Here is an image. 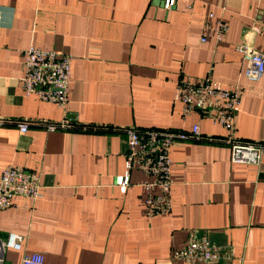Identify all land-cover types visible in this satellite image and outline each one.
I'll return each mask as SVG.
<instances>
[{
	"label": "crops",
	"instance_id": "0c3cea01",
	"mask_svg": "<svg viewBox=\"0 0 264 264\" xmlns=\"http://www.w3.org/2000/svg\"><path fill=\"white\" fill-rule=\"evenodd\" d=\"M217 20L227 25L220 42L211 37ZM263 22L264 0H175L169 9L153 0H0V171L34 170L41 184L34 201L15 196L0 209V240L24 237L20 250H3L1 264L33 252L43 264H186L171 250L190 232L230 249V258L209 264H264V156L258 164L229 162L222 128L196 111L182 117L174 97L182 75L209 73L237 86L231 135L264 141V74L246 80L234 49L246 43L264 54ZM30 44L70 54L73 128L46 131L44 122H58L61 110L22 93ZM193 123L203 138L170 148V211L149 218L136 184L144 176L133 169L125 190L116 185L122 130L188 131Z\"/></svg>",
	"mask_w": 264,
	"mask_h": 264
},
{
	"label": "built area",
	"instance_id": "2783aa9c",
	"mask_svg": "<svg viewBox=\"0 0 264 264\" xmlns=\"http://www.w3.org/2000/svg\"><path fill=\"white\" fill-rule=\"evenodd\" d=\"M163 8L169 9L175 0H162ZM225 0H218L222 3ZM212 18V14H208ZM264 23V22H263ZM208 26V22H204ZM227 25L217 20L212 28L214 42L225 38ZM251 32L257 33L259 27L253 24ZM200 42L205 37L199 38ZM244 62L243 77L258 81L264 74V54L246 43L234 46ZM22 75L19 86L24 95L34 94L38 99L54 104L61 110L58 122H44L48 132L67 130L76 126V121L67 115L70 85V54L52 48H40L30 44L23 52ZM174 97L180 103L181 116L198 112L224 131L220 142L229 147V162L258 164L264 156V141H241L232 137L233 115L240 103L237 86L226 85L211 78L209 73L200 76L182 75L176 83ZM1 123V120H0ZM18 133L26 131L24 121L16 123ZM80 128H85L80 126ZM124 134V171L118 176L116 185L121 191L129 185V172L133 169L144 178L136 184L144 191L142 209L149 218L169 213L171 208L170 190L172 179L169 174L170 148L175 143L203 138L197 123L188 131H175L160 128H123ZM40 178L37 171L25 170L21 166L7 164L0 171V209L12 206L15 196L30 202L40 195ZM24 237L8 233L0 240V264L2 252L6 248L20 250ZM232 256L224 244L210 239L205 233L190 232L182 246L171 250L174 261L186 264H209ZM20 264H43V255L38 252L23 254Z\"/></svg>",
	"mask_w": 264,
	"mask_h": 264
},
{
	"label": "water",
	"instance_id": "95a60500",
	"mask_svg": "<svg viewBox=\"0 0 264 264\" xmlns=\"http://www.w3.org/2000/svg\"><path fill=\"white\" fill-rule=\"evenodd\" d=\"M154 4L156 5H160L162 6L163 5V1L162 0H153Z\"/></svg>",
	"mask_w": 264,
	"mask_h": 264
},
{
	"label": "rangeland",
	"instance_id": "374dc122",
	"mask_svg": "<svg viewBox=\"0 0 264 264\" xmlns=\"http://www.w3.org/2000/svg\"><path fill=\"white\" fill-rule=\"evenodd\" d=\"M175 144H177V143H175ZM173 145H174V144H173ZM173 145H172V146H173ZM172 146H171V147H172Z\"/></svg>",
	"mask_w": 264,
	"mask_h": 264
}]
</instances>
